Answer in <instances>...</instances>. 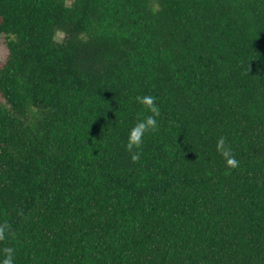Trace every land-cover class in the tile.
<instances>
[{
	"label": "trees",
	"instance_id": "trees-1",
	"mask_svg": "<svg viewBox=\"0 0 264 264\" xmlns=\"http://www.w3.org/2000/svg\"><path fill=\"white\" fill-rule=\"evenodd\" d=\"M1 42L0 259L264 264V0H0Z\"/></svg>",
	"mask_w": 264,
	"mask_h": 264
},
{
	"label": "clouds",
	"instance_id": "clouds-1",
	"mask_svg": "<svg viewBox=\"0 0 264 264\" xmlns=\"http://www.w3.org/2000/svg\"><path fill=\"white\" fill-rule=\"evenodd\" d=\"M135 101L142 106H145L151 115H146L143 119H138L136 123L130 127L128 131V139L126 142V148L132 153L131 160L136 162L140 159V146L143 142V137L146 132L155 131L158 127V117L160 116V109L156 103V98L151 95H137ZM225 141L220 138L217 141V148L221 150L222 156L227 166L236 167L238 161L234 156H231L230 150L224 147ZM136 151H133V150ZM5 238V229L0 226V240ZM6 255L0 259V264H15L14 250L7 248Z\"/></svg>",
	"mask_w": 264,
	"mask_h": 264
},
{
	"label": "rangeland",
	"instance_id": "rangeland-1",
	"mask_svg": "<svg viewBox=\"0 0 264 264\" xmlns=\"http://www.w3.org/2000/svg\"><path fill=\"white\" fill-rule=\"evenodd\" d=\"M62 38L61 34H57L56 39L60 41ZM6 55V48L3 42L0 43V61L3 60L4 56Z\"/></svg>",
	"mask_w": 264,
	"mask_h": 264
}]
</instances>
